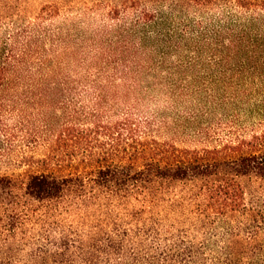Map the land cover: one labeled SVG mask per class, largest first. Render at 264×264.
<instances>
[{"label": "trees", "instance_id": "trees-1", "mask_svg": "<svg viewBox=\"0 0 264 264\" xmlns=\"http://www.w3.org/2000/svg\"><path fill=\"white\" fill-rule=\"evenodd\" d=\"M26 3L0 0V264L60 216L84 264H264V0L99 3L87 34Z\"/></svg>", "mask_w": 264, "mask_h": 264}, {"label": "rangeland", "instance_id": "rangeland-1", "mask_svg": "<svg viewBox=\"0 0 264 264\" xmlns=\"http://www.w3.org/2000/svg\"><path fill=\"white\" fill-rule=\"evenodd\" d=\"M121 1L123 0H28V3H26V7L29 13H34L41 9V7H43L44 5L57 4L61 8V11L63 7V15L67 17L69 16L71 17V19L75 18L74 22H77V24L79 22L83 23L78 32L87 34L88 32H90L89 30L92 29L93 25L95 26L96 13H98V10H100L101 8V6H99V3L106 5L107 3H119ZM142 1L149 6H153L156 0ZM80 12L82 13L83 17H79V15L81 14ZM64 20L65 19H63L62 21L61 12V17L57 19L55 24L53 25V23H51V25L54 26V29L58 30L59 33L58 36L60 37V41L59 37L55 38V40H57V45H60V43H62V23H65ZM47 25L50 26V23H48ZM52 44L53 42H51L50 40L47 41L46 45H44L45 48L42 49V52L49 51L52 48ZM57 49L60 51L58 53H61L57 60L62 63V49L59 48V46H57ZM44 72L45 71H43V73ZM58 72L59 80L62 81V69L58 70ZM59 96L61 95L59 93H56L52 97H54L53 99H55L56 101L62 100L59 98ZM49 110V107L45 106L44 104L43 97L42 100H40L33 96V98L29 100V104L26 106L25 112L28 115L27 120H30V122L32 123L31 127H33V125H38V123L39 125L43 123V121H45L47 118L46 113L49 112ZM55 124L60 125L57 123V121L55 122ZM40 131L41 133L39 134V136H43V129ZM37 139L41 138L32 135L30 136V139H28V141H32V148L35 146H40V143H37L36 141ZM38 149L39 150L37 151L40 152L43 148L40 149V147H38ZM8 157H4L3 159L0 158V174H18L21 169L19 164L13 158ZM35 237V242L33 241L34 243L32 244V246H30V249L24 252L25 260L28 264H71V262L68 263V259H70L71 257L72 259L76 260L74 264H84L83 255L78 254L77 256H72L75 249L70 252L71 255L62 254V216L50 218L45 227H40L39 230H37Z\"/></svg>", "mask_w": 264, "mask_h": 264}]
</instances>
